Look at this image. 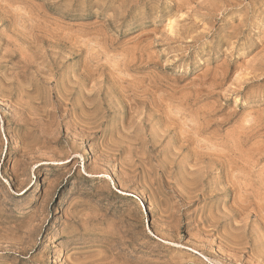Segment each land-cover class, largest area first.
<instances>
[{
	"label": "rangeland",
	"instance_id": "obj_1",
	"mask_svg": "<svg viewBox=\"0 0 264 264\" xmlns=\"http://www.w3.org/2000/svg\"><path fill=\"white\" fill-rule=\"evenodd\" d=\"M0 264H264V0H0Z\"/></svg>",
	"mask_w": 264,
	"mask_h": 264
},
{
	"label": "bare ground",
	"instance_id": "obj_2",
	"mask_svg": "<svg viewBox=\"0 0 264 264\" xmlns=\"http://www.w3.org/2000/svg\"><path fill=\"white\" fill-rule=\"evenodd\" d=\"M61 252V251H60ZM63 255V254H62Z\"/></svg>",
	"mask_w": 264,
	"mask_h": 264
}]
</instances>
